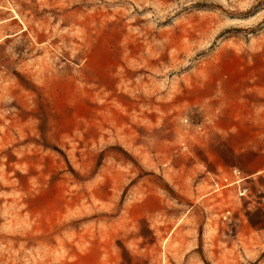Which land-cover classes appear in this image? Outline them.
<instances>
[{
  "label": "rangeland",
  "instance_id": "374dc122",
  "mask_svg": "<svg viewBox=\"0 0 264 264\" xmlns=\"http://www.w3.org/2000/svg\"><path fill=\"white\" fill-rule=\"evenodd\" d=\"M0 264H264V0H0Z\"/></svg>",
  "mask_w": 264,
  "mask_h": 264
},
{
  "label": "built area",
  "instance_id": "2783aa9c",
  "mask_svg": "<svg viewBox=\"0 0 264 264\" xmlns=\"http://www.w3.org/2000/svg\"><path fill=\"white\" fill-rule=\"evenodd\" d=\"M231 177H235V180H233V181H231L228 177H225L224 179H223V184H218V183H214V185H215V188H216V190L217 191H219V188H218V186L222 189V188H225V187H231V186H238V185H240V183L242 182V179H240L239 177H238V175L236 174V172H232L231 173ZM221 185H224V186H221ZM239 194V197H242L243 195H244V192H239L238 193ZM226 214H229L228 212L226 213Z\"/></svg>",
  "mask_w": 264,
  "mask_h": 264
}]
</instances>
